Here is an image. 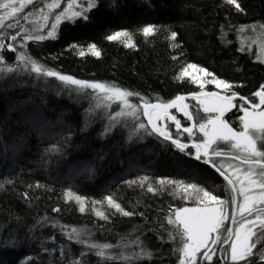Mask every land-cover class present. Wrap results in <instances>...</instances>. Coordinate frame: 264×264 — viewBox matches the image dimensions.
Returning <instances> with one entry per match:
<instances>
[{"label":"trees","instance_id":"1","mask_svg":"<svg viewBox=\"0 0 264 264\" xmlns=\"http://www.w3.org/2000/svg\"><path fill=\"white\" fill-rule=\"evenodd\" d=\"M38 2L49 0H34L16 17L5 18V25L13 27H5L0 38L17 49L0 52L5 64H15L24 52L61 74L137 93L131 97L136 104L169 102L210 88L214 80L242 95L264 85V62L255 44L264 30L240 31L264 25V0H239L243 12L224 0H96L86 21L62 22L55 39L27 40L26 34H45L49 28L44 25L54 22L39 20ZM146 25L157 27L155 35L142 34ZM122 30L132 34L135 47L107 39ZM173 32L175 40L170 39ZM93 44L99 57L88 51ZM187 64L206 69L210 80H204L203 72L193 74L195 82L192 76L177 79ZM97 96L19 69L0 75V264H179L178 242L170 238L175 229L166 218L177 209L204 205L194 190L189 196L175 192L176 185L157 182L195 184L230 201L227 182L211 168L175 154L155 133L134 129L146 122L141 113L139 120L124 117L108 130L117 105L105 108L99 101L97 107ZM142 177L149 179L141 184ZM149 186L158 191H147ZM68 191L85 198L84 212L74 199L65 198ZM109 196L135 214L124 216L109 207ZM225 208L230 214V203ZM227 221L220 232L228 229ZM73 228L95 243L118 245L111 255L128 259L97 256L96 250L68 239ZM221 245L213 248L211 260L202 259L201 250L197 264H217ZM141 247L151 256L137 255ZM255 249L261 250L260 245Z\"/></svg>","mask_w":264,"mask_h":264},{"label":"snow or ice","instance_id":"2","mask_svg":"<svg viewBox=\"0 0 264 264\" xmlns=\"http://www.w3.org/2000/svg\"><path fill=\"white\" fill-rule=\"evenodd\" d=\"M33 3L34 0H20V6L16 7L17 0H0V10H8L0 15V32H2L5 27L9 29L13 27L11 23L5 25V18L11 19L16 17L18 12L23 11L25 4ZM64 3L66 7L61 8V0H49L46 5L42 2H38L35 7V12L39 14V20L46 22L51 18L54 22L50 25H44L49 28L45 34L35 36L26 34V39L36 41L55 39L58 26L62 22H74L77 18H82L86 21L88 19L87 13L96 6V0H64ZM224 3L233 6L237 11L243 12L239 0H224ZM46 9L47 12L45 11ZM57 9H59V11H56ZM30 12H32V9L24 13L23 18L27 20ZM36 22L38 23L39 21ZM258 27L264 30V25H253L247 29L241 28L240 31L256 32ZM157 30L155 25H146L140 31L145 37H150L155 35ZM37 31H40V29L38 28ZM176 36L177 34L173 32L171 33L170 39L175 40ZM16 39V35H11V40L14 41ZM107 39L110 41H120L129 48L135 47L132 34L126 30L117 31L107 36ZM255 43L264 50V31H261L260 37L255 39ZM176 46L178 45H174V47ZM5 49L13 52L17 51L16 47L12 44H6L4 38H0V52ZM88 51L97 57L100 56V51L94 44L89 46ZM79 54L84 55V52L81 51ZM17 69L27 71L29 74H35L37 78L55 77L64 84L74 86L76 90L86 92L89 95L97 92L104 93L103 96H97V107L100 106L99 101L106 102L103 105L105 108H110L112 103L118 105L117 110L110 114L108 130H111V128L115 126V123H119L124 117H130L132 120H139L137 113H141L144 117H147V124L142 121L138 122L135 124L134 129L144 130L148 135L157 133L164 137L165 140H171L172 144L181 151H184L185 148L188 147L187 144L181 143L178 139L173 138L171 132L166 130V126L158 125L159 115L156 116V119H153L154 110L164 109V114L168 115L166 110L177 107V102H182L185 99L183 96H178L169 102L149 103L144 101L141 106L140 104L132 103L128 99L132 96L138 97L139 94L137 93L128 92L99 82L81 81L71 76L61 74L53 69L47 68L24 52L20 53L17 62L12 65L5 64L4 57L0 54V75H3L5 72L14 73ZM196 72H203L206 76L212 75L208 73L206 69L200 68L195 64H187L182 68L177 79H182L184 76H192L193 82H195L193 74ZM212 82L216 83L217 87H231V85L224 81L214 80ZM201 87H203V84H201ZM88 90L92 91L89 93ZM201 95L216 98L217 101L223 103H212V105L209 106L205 101H200L205 113L218 112L219 116L217 117L207 116L195 119L194 114L187 111L188 105H182L180 108V110L184 112L185 117L189 121H193L191 126L184 127L183 131L188 133L191 137L193 136V129L195 128L198 129L199 133H202L205 138L202 143L193 144V147L196 148L195 159H201V148L204 149L205 155L208 156L209 147L219 140L228 143L231 149L237 150L238 154L232 155L231 158L238 159L240 164L235 166L229 164L227 168L232 170L230 173L224 168V165H220V167L217 168V171L220 172L227 182L230 192V201L222 200L195 184L185 185L182 181L165 179H161L157 182L162 186L166 184L176 185L174 189L175 192H184L189 196L192 195L190 190H194L197 194L198 202L204 205V207L177 209L173 216L167 217V223L173 225L175 229L174 232L170 233V238L178 242L176 251L180 254L179 264H197L198 253L203 249H207V252H205L202 259L211 260V255H215L213 248H215L218 243L228 245L225 252L230 264H240L241 261H244L245 264H253V261L249 259L254 255L253 249L256 248L258 243L264 240V110L255 111V109L260 108V105H264V86L254 94L259 97L258 104L251 103L247 101L246 98H242L245 99L246 103L251 104L252 110L242 105L240 106V110L243 112V116L239 118L241 121L240 129H234L227 121L221 119L227 109L235 106L232 104V100L236 96L235 93H232L231 96H217L216 93H202ZM193 98L198 99L197 94H193ZM140 99L143 100L142 97H140ZM168 118L175 122V128L179 131L181 128L180 121L177 120L175 116L169 115ZM149 125L151 126L150 128ZM211 155L224 156L229 154L214 149ZM204 162L210 163L212 161L210 159H205ZM240 165H246L247 167H241ZM213 167H216L215 163H213ZM148 179V177L140 178L141 184ZM136 182L137 181H129L128 183ZM147 191L155 192L158 191V189L149 186ZM65 198L74 199L80 206L79 210L81 212L85 211L84 197L68 191L65 194ZM105 201L109 207L114 208L115 211L120 212L124 216L135 214L123 209L111 196L105 197ZM93 203L103 204L104 201H94ZM212 203H214L215 206H210ZM229 203L234 212V215L231 217V224L237 225V227L235 230L228 228L220 232L219 229L222 227L224 221L228 219L225 215L224 208L225 205ZM55 211H59V209H55ZM93 211L100 218L108 219L104 211L100 209H93ZM237 217H240V219L237 220ZM257 222H259V225H257ZM257 226L260 228L259 235L256 232ZM213 233H215L214 237L212 235ZM254 236L256 237L255 241L252 239ZM68 239H75L77 243L96 250L95 254L105 260L110 259L117 261L128 259L122 256L111 255V249L113 247H118V245L95 243L91 241L90 237H84V234L78 229H70ZM138 246L140 245L138 244ZM137 255H146L150 257L151 253H147L141 247V252ZM257 256V264H264V248L260 250ZM76 264H78V262H76Z\"/></svg>","mask_w":264,"mask_h":264},{"label":"flooded vegetation","instance_id":"3","mask_svg":"<svg viewBox=\"0 0 264 264\" xmlns=\"http://www.w3.org/2000/svg\"><path fill=\"white\" fill-rule=\"evenodd\" d=\"M209 86H211V87L210 88L205 87V88L201 89L199 92H196V94L201 95L202 93H200V92H203V93H216L217 96H225V95L231 96L232 93L236 94L235 98L232 100V104L235 105V106L227 109L224 112L223 116L225 118V121H227L230 124L231 127H233L234 129H240L241 121H240L239 118L241 116H243V112L240 110V106L242 105L243 107L249 108L250 110H252L251 109V104L250 103H246L245 99H242V98H246V100L250 101L251 103H257L258 104L259 103V97L255 96L254 94L256 92H258L261 88H259L258 91L252 92V93H250L248 95H242L238 91H234L233 89H230V88H224V87L223 88H221V87L217 88V85H214V86L213 85H209ZM215 99L216 98L205 97L204 95H201V96H198V99H194L192 97V98H185L184 100L185 101L187 100V104L189 106L187 111L192 112V110H194L195 114L192 112L194 114V118L195 119H199L201 117H207V114L202 109L203 105L200 103V101L209 100V101H206V103L209 106H211L213 101H215ZM216 103H223V102L219 101V102H216ZM162 110H163V112H162ZM261 110H264V105H260V108L255 109V111H257V112L261 111ZM164 113H165L164 109L156 110L155 116L159 115V117H160L159 121H158L159 125L160 126H166V130L171 132V135H172L173 138H176L181 143H184V144L188 145V147L185 148L184 151H181L175 145L172 144L171 140H165L164 137H162L159 134L155 133L157 137H159L164 143H167L170 146L171 150L175 154L178 153V154H181L184 157H191V158H193V160L195 161V163L197 165L199 164V165H202L203 167H207V168L209 167L215 173H217V172L213 168V163H215L216 168L220 167V165H224V168L227 169L228 173L231 172L230 171L231 169H228L227 166L229 164L234 165V163L236 162L237 159H232L231 156L235 155V152H237V150L231 149L229 147L228 143L218 140V142L212 144L209 147V149H208L209 155L208 156L205 155L204 149L201 148V150H200L201 159H199V160L195 159L196 148L193 147V144L202 143L204 141L205 138L203 137L202 133H199L198 129L194 128L193 129V136L190 137L188 133L184 132L183 128L191 126L193 121H189L185 117L184 113L178 111L176 108L172 109L171 113H168V115H165ZM169 115L175 116L176 119L180 121L181 128H180L179 131H177L176 128H175V122L168 118ZM146 123H147V121H146ZM214 149H217V150H220L222 152L228 153L229 155H224V156L211 155ZM205 159H210L212 162L205 163L204 162ZM217 175L222 177L218 173H217ZM222 178L224 179V177H222ZM224 210H225V215L228 217V219L225 220V221L228 220L227 221L228 222L227 223L228 228H231V229L235 230L237 225L231 224V217H232V215H234L233 210H231L230 214H228L229 213V209L224 208ZM239 219H240V217H237V220H239ZM257 225H259V222H257ZM256 232H257L258 235L260 234L259 226H257ZM212 235L214 237L215 233H213ZM252 239H253V241H255L256 237L254 236V237H252ZM258 244L260 245L261 249L264 248L263 240L260 243H258ZM227 247H228V245L222 243V245L217 249L216 252H217L218 259H219L217 264H220L221 262H224L225 264H227V262H225V259H224L225 258V252L223 251ZM205 252H207V249H204V253ZM253 252H254V255L252 257H250L249 259L253 261V264H256L257 261H258L257 254L260 252V250L253 249ZM240 264H245V262L241 261Z\"/></svg>","mask_w":264,"mask_h":264},{"label":"rangeland","instance_id":"4","mask_svg":"<svg viewBox=\"0 0 264 264\" xmlns=\"http://www.w3.org/2000/svg\"><path fill=\"white\" fill-rule=\"evenodd\" d=\"M256 44V43H255ZM257 48H258V54H259V58H261V60L264 62V50H262L260 47H258L257 46ZM204 80L206 81H209L210 80V76H206V75H204ZM200 93H203V92H200ZM97 94L99 95V96H103L104 95V93H100V92H97ZM130 101H131V97H129L128 98ZM206 101H209V100H205V102ZM102 102H104V103H106L105 101H102ZM216 102H219V101H217L216 99H215V101H213V103H216ZM133 103V102H132ZM111 105H117L116 103H112ZM182 105H188L187 104V100L185 101V100H183L182 102H177V107H173V108H170V109H167L166 110V112L167 113H171V110L172 109H177L178 111H180V112H183V111H181L180 110V108L182 107ZM116 108H118V105L117 106H115ZM202 109H203V107H202ZM151 111V110H150ZM162 112H163V110H162ZM184 113V112H183ZM155 114H156V110H154L153 111V119H156V116H155ZM207 114V116H212V117H217V116H219V113L218 112H207L206 113ZM221 119H223L224 121H225V118H224V116H222L221 117ZM159 121V120H158ZM146 123V122H145ZM147 124V123H146ZM158 125H159V123H158ZM230 125V124H229ZM149 127H151V126H149ZM199 132V131H198ZM203 135V134H202ZM218 142V141H217ZM222 142H224V141H222ZM236 154H238L237 152H235V155ZM238 164H240V161L237 159L236 160V162L234 163V166L235 165H238ZM241 167H247L246 165H240ZM230 171H232V170H230ZM225 252V251H224ZM211 258H212V256H211ZM225 258H226V260L228 261V262H230L229 260H228V258H227V254H226V252H225Z\"/></svg>","mask_w":264,"mask_h":264},{"label":"water","instance_id":"5","mask_svg":"<svg viewBox=\"0 0 264 264\" xmlns=\"http://www.w3.org/2000/svg\"><path fill=\"white\" fill-rule=\"evenodd\" d=\"M194 94H196V93H194ZM197 96H201V95H198L197 94ZM183 97H185V98H190V97H193V94H185ZM152 103H157V102H152ZM140 105L142 106L143 105V102H141L140 103ZM160 110V109H159ZM143 116V115H142ZM144 117V116H143ZM145 118V120L147 121V117H144ZM214 168V170L218 173V174H220V172L219 171H217V168L216 167H213ZM221 175V174H220ZM222 176V175H221ZM223 177V176H222ZM263 245H264V240H263ZM220 264H225L224 262H221ZM257 264V263H256Z\"/></svg>","mask_w":264,"mask_h":264},{"label":"bare ground","instance_id":"6","mask_svg":"<svg viewBox=\"0 0 264 264\" xmlns=\"http://www.w3.org/2000/svg\"><path fill=\"white\" fill-rule=\"evenodd\" d=\"M185 95V94H184ZM190 98H192V97H190ZM141 102H144V101H141ZM141 102H139V104L141 103ZM158 103V102H157Z\"/></svg>","mask_w":264,"mask_h":264}]
</instances>
